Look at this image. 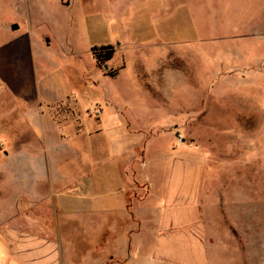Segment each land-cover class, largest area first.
Returning a JSON list of instances; mask_svg holds the SVG:
<instances>
[{
	"label": "rangeland",
	"instance_id": "1",
	"mask_svg": "<svg viewBox=\"0 0 264 264\" xmlns=\"http://www.w3.org/2000/svg\"><path fill=\"white\" fill-rule=\"evenodd\" d=\"M10 23L19 25L16 35L30 33L39 44L38 61L51 60L53 70L63 69L73 83L84 75L86 86L74 85L80 109L97 119L100 100L129 101L132 112L150 118L146 123L164 124L142 132L144 141L156 136L160 148L170 143L182 157L203 161L199 199L209 234L206 264H264V0H0V44ZM44 35L50 44L41 43ZM102 44L115 52L101 68L91 48ZM105 66L118 69L117 77L105 76ZM173 78L179 86L170 91L166 85ZM155 79L165 84L163 96L153 93L157 98L145 94L139 83ZM8 108L9 102L0 99V116ZM70 108L68 103L56 108L60 121L69 117ZM104 113L109 127L119 125L114 107ZM14 121L20 130L0 123V238L16 225L44 234L51 217L44 204L32 206L27 196L44 184L16 183V159L28 153L16 147V139L34 140L22 120ZM143 140L132 149L137 159L144 154ZM32 153L39 157L43 151ZM128 161L120 157L114 164L103 163L94 179L122 187ZM103 201L119 205L121 199ZM123 235L118 230L115 241L112 231L101 240L107 242L102 258L115 249L113 264H156L142 261L147 252L130 261L131 247L120 245Z\"/></svg>",
	"mask_w": 264,
	"mask_h": 264
},
{
	"label": "crops",
	"instance_id": "2",
	"mask_svg": "<svg viewBox=\"0 0 264 264\" xmlns=\"http://www.w3.org/2000/svg\"><path fill=\"white\" fill-rule=\"evenodd\" d=\"M14 24L6 26L7 39L0 44V99L9 102V111L0 116V123L6 129L20 130L14 121L18 118L24 124L23 130L32 136L34 142H26L24 137L16 139V147L28 152L16 159V183L27 182L30 188L32 184H44L42 191L29 189L27 196L32 206L44 204L51 217L46 220L50 225L44 234L17 225L7 228L8 235L0 238V264H113L115 249L105 252L102 258L105 242L101 240L113 231L116 241L118 230L125 231L121 247L132 249L130 261L143 259L147 252L142 261L206 264L205 239L209 234L205 205L199 199L203 161L182 157L173 146L170 148V143L164 151L156 136L144 141L142 132L164 124L146 123L150 118L132 112L129 101L118 104L111 98L100 100L97 104H103L102 113L97 119L91 116L92 111L80 109L74 85L85 87L84 75L75 76L73 83L63 69L53 70L51 60L38 61L39 44L30 33L16 35L20 27L13 31ZM40 41L50 44L45 35ZM139 83L151 97H158L153 93H165V84L158 80ZM152 86L155 90L146 89ZM166 86L171 91L179 84L173 78ZM63 103H68L72 111L68 110L69 117L60 121L57 110ZM108 107H114L120 119L116 127L106 123L104 110ZM135 120L138 126H134ZM142 140L144 154L137 159L132 149ZM34 151L43 154L34 157ZM120 157L129 159L123 167L122 187L117 188L109 179H94L96 168L103 163L114 164ZM139 193H143L141 197ZM108 196L120 197V204L106 206L103 200ZM16 198H21L20 194ZM122 222L127 228L118 227Z\"/></svg>",
	"mask_w": 264,
	"mask_h": 264
},
{
	"label": "trees",
	"instance_id": "3",
	"mask_svg": "<svg viewBox=\"0 0 264 264\" xmlns=\"http://www.w3.org/2000/svg\"><path fill=\"white\" fill-rule=\"evenodd\" d=\"M114 52L115 49L112 45L93 46L91 48V53L94 59L96 60V65L101 68L112 59ZM120 68H123V66ZM117 74H118V69H113V68H108L104 72L105 76L111 78L116 77Z\"/></svg>",
	"mask_w": 264,
	"mask_h": 264
},
{
	"label": "water",
	"instance_id": "4",
	"mask_svg": "<svg viewBox=\"0 0 264 264\" xmlns=\"http://www.w3.org/2000/svg\"><path fill=\"white\" fill-rule=\"evenodd\" d=\"M17 29H18V25L14 24V25H12V26H11V30H13V31H14V30H17ZM104 69H105V70H107V69H108V67H107V66H105V67H104Z\"/></svg>",
	"mask_w": 264,
	"mask_h": 264
}]
</instances>
